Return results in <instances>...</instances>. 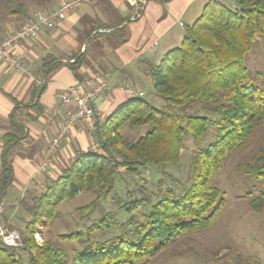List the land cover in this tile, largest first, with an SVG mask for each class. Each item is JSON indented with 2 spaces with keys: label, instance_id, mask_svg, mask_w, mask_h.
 <instances>
[{
  "label": "trees",
  "instance_id": "obj_1",
  "mask_svg": "<svg viewBox=\"0 0 264 264\" xmlns=\"http://www.w3.org/2000/svg\"><path fill=\"white\" fill-rule=\"evenodd\" d=\"M168 1V0H161ZM231 9L217 0H209L191 25L185 27L180 45L166 52L156 66L150 68V93L163 100L156 107L144 95L120 104L103 121L96 122L94 136L100 152L79 154L55 178L46 177L43 192L27 204H20L28 219H20L21 249L27 252V264H141L144 257L159 251L180 234L194 233L210 226L225 204L223 193L213 184L222 161L245 147L256 128L264 122V88L262 75L245 64L248 52L264 45V0H236ZM11 7L25 12L18 0H9ZM124 35L119 38L123 40ZM51 69L60 60L49 61ZM202 110L203 114L190 109ZM115 118V119H114ZM148 125L136 141L121 137L118 130ZM215 131L214 140L194 153L191 161L190 185L183 194L171 191L135 219L132 211L148 205L145 198L126 204L130 214L124 223L112 215L93 222L86 233L79 230L60 235V239L77 240L82 246L71 256L55 242H35L38 226H45L58 217L62 200H73L80 192L93 191L96 198L82 206L85 213L107 199L123 166L129 175L144 165L178 164L182 141L191 135L203 139L208 129ZM22 125L15 113L10 117V131L3 136L0 156V207L7 189L14 181L13 151L19 145ZM115 155L122 162H115ZM244 175L260 182L251 208L264 206V138L255 152L239 167ZM248 193L250 191H247ZM1 213V212H0ZM117 230L109 238L94 236V231ZM17 249L0 243V264H24Z\"/></svg>",
  "mask_w": 264,
  "mask_h": 264
},
{
  "label": "crops",
  "instance_id": "obj_2",
  "mask_svg": "<svg viewBox=\"0 0 264 264\" xmlns=\"http://www.w3.org/2000/svg\"><path fill=\"white\" fill-rule=\"evenodd\" d=\"M60 1L18 11L22 19L7 26V32L32 19L36 12L54 10ZM208 1L81 0L65 18L12 48L21 67L0 59V156L15 111L23 130L13 151L14 181L0 210L5 205L15 208L26 190L52 177L50 172L45 176L41 159L71 107L60 100L66 85L89 88L106 81L104 93L93 102L103 121L120 104L134 98L130 90L145 93L151 85L150 68L180 45L185 27ZM53 58L61 63L55 69L48 64ZM91 137L81 123L76 124L54 155L55 165L60 167L61 162L88 151Z\"/></svg>",
  "mask_w": 264,
  "mask_h": 264
},
{
  "label": "rangeland",
  "instance_id": "obj_3",
  "mask_svg": "<svg viewBox=\"0 0 264 264\" xmlns=\"http://www.w3.org/2000/svg\"><path fill=\"white\" fill-rule=\"evenodd\" d=\"M18 1L26 10H36L54 0ZM222 3L231 9L237 8L236 0H225ZM19 19H22V14L10 6L9 0H0V42L11 32H7V26L16 25ZM245 64L251 71L262 75L260 86L264 88V45L261 42L256 49L247 53ZM148 90L150 88L144 93L147 99L156 107L164 106L163 100ZM196 108H191L190 112L196 111L202 115L203 111ZM84 128L89 132L85 126ZM148 128V125L136 128L125 126L119 129L118 133L123 139L134 142L143 136ZM214 135L215 131L212 128L207 130L200 141H194L190 134L187 135L182 141L178 164L139 166L133 175H129L123 166H118L116 170L120 175L116 177L114 190L107 199L99 201L94 209L87 213H84L81 207L96 198L93 191L80 192L73 200H62L57 207L58 217L43 227L38 226L39 229L33 234L35 242L37 244H42L45 240L55 242L70 257L72 250L79 249L82 244L77 240L64 241L60 239V235L79 230L86 233L87 228L102 216L112 215L119 222L124 223L130 217V214L124 210L127 208L126 204L145 198L149 204L132 211L134 218L140 220L146 206L155 203L158 197L168 190L175 195L185 192L191 182L192 156L196 151L213 142ZM263 138L264 122L256 128L253 138L245 147L222 161L221 170L213 184L223 193L225 204L212 224L194 233L180 234L159 251L144 257L141 264H264V206L260 211H254L250 205L251 198L257 195V189L261 185L259 181L256 182L239 171L241 164L255 152ZM97 144L98 147L93 152H100L99 143ZM88 150H90L89 146ZM72 158L66 163L61 162L58 165L60 167L52 161V165L44 170L45 176L57 177L71 163ZM114 160L122 162L117 155ZM44 187L45 180L42 184L26 190L21 199L29 205L32 204L43 192ZM124 205L125 208L122 207ZM0 212V243L16 248L17 254L21 255L24 264H27V252L21 249L19 234L24 228L20 219H28L27 212L20 202L15 208L5 205ZM93 234L97 238L106 239L117 234V230L114 228L108 231L97 230Z\"/></svg>",
  "mask_w": 264,
  "mask_h": 264
},
{
  "label": "built area",
  "instance_id": "obj_4",
  "mask_svg": "<svg viewBox=\"0 0 264 264\" xmlns=\"http://www.w3.org/2000/svg\"><path fill=\"white\" fill-rule=\"evenodd\" d=\"M81 0H61L52 11L36 12L32 19L25 22L21 27L11 31L0 42V59L12 67H21L20 60L12 52V48L23 40L35 37L44 28L50 26L54 22L65 18V16L73 10ZM106 81H100L89 88H81L76 84H68L60 94V100L64 104H70L65 111L64 119L61 127L55 132L51 138L47 149L41 159V169L46 170L52 165L53 157L59 150L63 140L69 131L78 123L83 124L89 132L92 133L89 144L90 150L98 147L97 140L94 136L96 122L102 117L94 107V100L104 93L106 89ZM134 98L143 95V92L130 91ZM1 231V228H0Z\"/></svg>",
  "mask_w": 264,
  "mask_h": 264
}]
</instances>
